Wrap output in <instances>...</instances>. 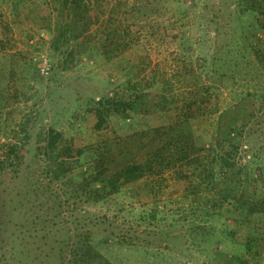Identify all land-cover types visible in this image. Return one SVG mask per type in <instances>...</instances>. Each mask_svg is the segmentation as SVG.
<instances>
[{"label":"trees","instance_id":"1","mask_svg":"<svg viewBox=\"0 0 264 264\" xmlns=\"http://www.w3.org/2000/svg\"><path fill=\"white\" fill-rule=\"evenodd\" d=\"M192 1L194 5L186 7L183 0H175L176 12L186 14L189 13L188 8L200 7L199 0ZM10 2L13 13L19 14L27 7L34 21L39 22L49 31L50 56L57 70L60 63L68 68V64L75 66L78 61L82 62V57L93 58L95 62H98L102 60V57H113L117 51L125 50L131 45V40L126 37V29L121 28L124 22L114 16V12L118 10L124 12L121 7L122 0H10ZM146 3L137 8L138 17L143 18L154 11V7H149ZM49 6H52L51 12H49ZM226 10L229 13L225 16L224 23L229 29L224 33L225 41L222 45H219L215 39H213L212 46L205 44L208 42L207 35L203 39L201 37L212 29L211 24L215 25V36L219 35L221 28L225 27L221 26L219 22L221 17L215 11L208 10L198 15L204 23L203 30L206 31L198 38L186 36L181 31L176 32V35L180 34L178 57L179 61L183 62V74L196 78L194 85L189 83L193 86L183 97L186 99L194 96L196 100L191 101L192 98H190L185 100L182 106L176 107L178 104H176L175 94L163 93L167 88L155 84L159 82L155 73L151 78L133 80L144 67L142 64L144 58L141 57L137 61L135 70L133 68L127 70L125 83L119 84L121 90L111 93L102 91L101 95H98L100 98L91 95L82 96L83 98L78 99L82 101H79V106L75 110L82 111L85 105L83 113L72 112L68 118L70 128H72L75 124L78 127L80 122L92 121L93 116L91 127L101 129L107 126L108 116L114 111L118 119L124 120L123 115H128L132 119L130 125L126 126L127 132L124 134L116 132L117 135L112 139L83 144L75 135H69L54 127H50L48 131L42 130L40 133L46 144L41 152L36 150V153L44 160V168L41 172L47 176L46 183L42 182V179L32 178L27 171L24 173V169L20 167L21 162L15 158L21 150H24L25 154L30 152L29 148H25L29 137L27 130L21 137L23 141L8 143L7 149L0 155V181L4 182V175L20 171L22 185L15 187L13 195L10 193L12 201L16 198L20 202L28 199L27 203L22 204L25 207L21 208L19 214L28 221L32 209L36 206L41 208L43 204H46L45 209L50 207L49 214H38V218L54 221L56 217L67 214L70 224L64 225V229H59L60 233L66 235L67 242L65 244L62 241L63 245H59V253L54 259L55 264H94L97 260L100 264H114L88 238L90 232L102 231V229L106 230L105 236H116L120 240L119 243H134V239L140 237L146 244L151 242L158 248H171L172 239L168 232L164 231L165 229L155 231L153 236H149L150 233L144 235L142 232L130 236L120 230L109 232L108 229L103 228L108 224L106 215L96 218L85 209H78L74 202L54 197L53 202L49 204L50 197L44 201V198L40 197L41 195L46 196V191L56 184L65 193L84 194L85 198L98 201L112 195H119L124 188L146 177L150 172L155 171L159 173L161 179H165L161 176L165 170L176 181L184 180V187L197 197L204 194L202 199H198L199 202L196 205L194 203L193 206L191 204L185 207L182 213L190 215L193 214V208H198L204 218L211 217V222L207 226L197 225L196 221L194 224V228L200 226L202 229L200 237L203 243L207 242V245L203 244V248L207 249V254L210 250L218 253L214 240H218L220 236L214 231L212 222L221 220L224 216H231L234 221L253 220L254 223L248 222L249 226L245 225L246 236L239 240L232 232H226L227 228L223 221V227L220 230L226 232L233 246L229 249L228 256L233 260L242 261L244 259V262L260 261L261 254H264V154L261 158L264 146L258 150V147L248 143H251L255 134H263L264 131L261 127L254 128L248 120L237 124L234 114L237 104L240 103V95L236 101H227L219 111L222 105L219 95L213 92L201 93V89H205V83L200 85L197 83L202 78H215L222 83L229 81L232 86H235V94H246L247 86H249L248 91L256 96L255 100L264 101V0H227ZM97 25L101 26L99 39L91 41L92 27H97ZM259 31L262 35H257ZM196 49H198L197 52ZM193 56H196V60ZM3 58L7 60V56ZM26 69L25 79L29 80L37 75L36 68L27 65ZM13 72V64L8 70L3 66L0 67V85L3 83L4 76L10 77ZM56 74L52 71L49 79L54 81ZM102 82L104 85L109 84L108 78H102ZM160 83L164 84L168 81L165 79V82L160 81ZM245 86L246 89H244ZM152 88L153 92H156L153 95L152 105L159 117L163 112H169L168 105L175 106L177 111L170 114V119L162 120L159 124L141 125L137 119L138 114L141 119L142 117L148 119L152 116L151 112L148 113L149 110L144 111L141 107V104H144L143 107L147 105L146 98L152 95L148 89L152 90ZM103 92L109 96L103 95ZM213 100L215 105H213ZM194 101L198 104L191 105ZM3 106L2 98H0V111ZM189 108L197 110L189 113L187 111ZM211 112H218L216 128L222 126L226 128L225 138L229 140V145L224 140L213 139L209 135L196 133L194 130L192 123L194 115L197 113L207 115ZM37 116L35 115L34 118L38 121ZM40 120L43 121L42 118ZM34 134L36 136L39 133L34 132ZM243 134L248 142L245 143V147H248L247 150L252 149L251 156L257 158L255 161L251 159L243 161L242 156L237 155L236 149L239 143L232 139L234 136L238 138ZM37 148L40 150L39 147ZM161 148L166 149L167 154L165 151H160ZM256 150L259 152L256 153ZM36 153L33 156H36ZM162 153L167 155V157H161L166 159V167L159 162L161 158L158 159L159 154L162 155ZM67 160L75 161L76 164L66 168L65 164L69 163ZM28 165L29 162L25 165V169ZM83 166L86 168L83 169ZM251 166H257L256 169L260 176L255 175L256 169ZM8 179L10 184L14 182L10 177ZM7 185L8 182L5 183V186ZM135 190L137 189L133 188L132 192L136 193ZM33 196L34 199H31ZM193 212L196 213V211ZM189 215L186 214L184 218ZM55 241L57 244L61 243L60 240ZM222 242L225 243L224 240ZM200 243H198L199 246L202 245ZM6 244L11 245L13 252V249H16L15 237L14 243L0 239L1 254ZM156 250L161 251V249ZM14 254L15 251L10 258H13ZM213 260L216 263L215 255L210 259L211 264Z\"/></svg>","mask_w":264,"mask_h":264},{"label":"rangeland","instance_id":"2","mask_svg":"<svg viewBox=\"0 0 264 264\" xmlns=\"http://www.w3.org/2000/svg\"><path fill=\"white\" fill-rule=\"evenodd\" d=\"M199 1V8H188L189 13L184 14L183 12H176L175 0H122L121 7L124 12L118 10L114 12V16L124 22L121 28L126 29V37L131 40V45L125 50L117 51V54L113 57H102V60L98 62H95L93 58L82 57V62L79 63L78 61L75 66L68 64V68L60 63L57 70L50 56L49 31L43 28L39 22L34 21L27 7L22 9L19 14H15L12 11L10 0H0V67L3 66L4 69L8 70L11 64L14 66L12 75L10 77L4 76L3 83L0 85V98H2L4 105L0 111V155L7 149L8 143L23 141L21 137H23V132L27 130L29 137L26 140L25 148H29L30 152L25 154L24 150H21L15 155V158L21 162L20 167L24 169V173L27 171L32 178L42 179L41 181L46 183L47 176L44 172H41L44 168V160L36 153V150L41 152L46 144L40 133L42 130L48 131L50 127H54L69 135H75L83 144L112 139L117 135L116 132L121 134L127 132L126 126L130 125L132 119L128 115L122 116L125 121L118 119L114 111L108 116L107 126L101 129L91 127L93 116L92 121L80 122L78 127L75 124L72 125V128H70L68 118L72 112L83 113L85 105H83L82 111L80 109L75 110L79 106V101H82V99L78 100L83 98L82 96L91 95L100 98L98 95H101L102 91L111 93L121 90L119 84L125 83L127 70L132 68L135 70L137 61L141 57L144 58V63H142L144 67L133 80L151 78L152 74L155 73L159 80L155 84L167 88L166 92L163 91V93L175 94L176 104H178L176 107L182 106L185 100L190 98H192L191 101L196 100L197 98L194 96H189L190 98L186 99L183 97L192 88L196 78L184 76L183 74V62L179 61L180 58L178 57L180 53L178 46L180 34L176 35V32H184V35L191 36L194 39L205 34L206 31L203 30L204 23L198 18V15L208 10L219 14L221 17L219 22L221 26L225 27L221 28L219 35L215 36V25L211 24L212 29L201 36L203 39L207 35L208 42L205 44L212 46L213 39H215L219 45H222L225 41L224 33L229 29L224 23L225 16L229 13L226 10L227 0ZM183 2L186 7L194 5L192 0H183ZM145 3L149 7L153 6L154 11L147 16H143V18L138 17L136 10L138 7L144 6L142 4ZM49 7V12H51L52 6ZM100 27V25L92 27L91 41L99 39ZM257 35H262V32L259 31ZM198 49H196V52ZM6 56L7 60L3 58ZM193 59L196 60V56H193ZM27 65L37 70V75L29 80L25 79L24 76L27 72ZM42 66L48 67L47 72L43 73L41 71ZM52 71L57 73L54 81L49 79ZM102 78H108L109 84L104 85ZM165 79L168 83H160V81L165 82ZM202 83H205V89H201V93L213 92L219 95L218 97L222 101L219 111L227 101H236L240 95V103L237 104L234 114L237 124L239 125L248 120V123L250 122L254 128L261 127V130L264 131V101L255 100L256 96L248 91L249 86H247V89L246 86L244 87L247 90L244 95L235 94V86H232L229 81H223L222 83L215 78H202L197 85ZM249 83L253 84L254 82ZM148 90L152 95L146 98L147 105L145 104L143 107L144 104H141V107L144 111L149 110L148 113L151 112L152 116L148 119L143 117L141 119L138 114L139 123L141 125L147 123L159 124L162 120L170 119V114L177 111L174 108L175 106L168 105L169 112H163L159 117L152 105L154 103L153 95L156 92H153V88ZM103 95L108 94L103 92ZM197 104L195 101L191 103V105ZM215 104L213 100V105ZM192 110L197 109H187L189 113ZM35 115H38V121L34 118ZM217 117L218 112H211L207 115L197 113L192 118L193 128L196 133L209 135L213 139L224 140L229 145V140L225 138L226 128L224 126L216 128ZM27 120L28 123H26ZM34 132L39 134L35 136ZM246 139L244 134L238 138L234 136V139H232L234 142L239 143L236 149L237 155L242 156L243 161L250 159L255 161L257 158L251 156L252 149L247 150L248 147H245V143H248ZM34 144H36L35 147ZM248 144L255 145L259 150L260 147L264 146V133L255 134L251 139V143ZM160 151H165L167 154V150L164 148H161ZM257 152L259 151L256 150ZM35 153L36 156H33ZM165 153L159 154L158 159L167 157ZM263 154L261 153V158ZM239 156L237 157L239 158ZM159 160L166 167V159L161 158ZM67 161L69 163L65 164L66 168L69 165L74 166L76 164L75 161ZM28 162L29 165L25 169ZM257 166L251 167L256 169ZM85 168L86 166H83V169ZM258 172L256 169L255 175L260 176ZM21 176L20 171H16L4 175V182L0 181V239L14 243L15 237L16 246V249H13L15 254L13 258H10L13 253L11 245H5L2 250L3 254L0 253V264H55L54 259L59 253V245H63L62 241L65 244L67 242L66 235L59 231L60 228H65L64 225L70 224L67 214L56 217L54 221L38 218V214H49L48 209L50 207L45 209L46 204H43L41 208L36 206L32 209L30 219L27 221L24 216L19 214V211L25 207L22 204L27 203L28 199L20 202L18 198L14 201L10 198V193L14 194L15 187L22 185ZM161 176L165 179H161L159 173L155 171L147 173L146 177L140 178L124 188L119 195H112L107 199L98 201H93L92 198L87 199L84 194L72 195L65 193L56 184H53L46 191V196L41 195L40 197L44 198L43 201L50 197L49 204L53 202L54 197L74 202L78 209H85L96 218L106 215L108 224L103 228L108 229L109 232L120 230L130 236L140 232L144 235L150 233L149 236H153L155 231L165 229L164 231H167L172 239L171 248L162 249L151 242L146 244L140 237L135 238L134 243H119L120 240L116 236H105V229L90 232L88 238L114 264H179L180 262L184 264H211L210 259L213 258V255L216 259V263L213 260V264H264V254H261L260 261L256 263L251 260L244 262V259L242 261L233 260L232 257L228 256L229 249L233 246L231 245V239L226 236V232H232L237 239L241 240L245 238L247 233L245 225L249 226L248 222L254 223L253 220L246 222L234 221L231 216H224L221 220L212 222L214 231L220 236L218 240H214L218 253L216 254L210 250V253L207 254V249L203 248V244L207 245V242L203 243L202 237H200L202 229L200 226L194 228V224L196 221L197 225L207 226L211 222V217L204 218L198 208H193V214L190 215L189 213H182L185 207L191 204L193 206L194 203L196 205L199 202L198 199H202L204 194L197 197L196 194L191 193L190 190L184 187V180L176 181L166 170L161 173ZM9 177L14 181L12 184L9 182ZM7 182L8 185L5 186ZM133 188L137 189L135 190L136 193L132 192ZM31 199H34V196ZM193 211H196V213ZM186 214L189 216L184 218ZM223 221H225L227 228L226 232L220 230L223 227ZM56 239L60 240L61 243L57 244ZM197 242H201L202 245L199 246ZM156 249H161V251L159 252ZM94 264L100 263L97 260V263Z\"/></svg>","mask_w":264,"mask_h":264},{"label":"built area","instance_id":"3","mask_svg":"<svg viewBox=\"0 0 264 264\" xmlns=\"http://www.w3.org/2000/svg\"><path fill=\"white\" fill-rule=\"evenodd\" d=\"M47 68H48V67H46V66H42V67H41V71H42L43 73H45V72H47V70H48Z\"/></svg>","mask_w":264,"mask_h":264}]
</instances>
